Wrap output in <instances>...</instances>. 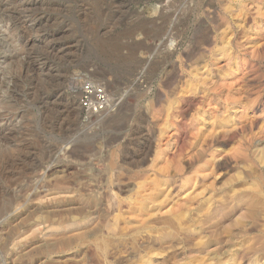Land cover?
<instances>
[{
	"label": "rangeland",
	"instance_id": "1",
	"mask_svg": "<svg viewBox=\"0 0 264 264\" xmlns=\"http://www.w3.org/2000/svg\"><path fill=\"white\" fill-rule=\"evenodd\" d=\"M77 72L106 85L112 113L86 118L70 85ZM260 155L264 0H0V264H234L255 239L264 264V197L250 211L240 192L256 170L264 179ZM139 172H156L144 180L151 199L135 193ZM130 202L155 246L115 255L119 231L133 246Z\"/></svg>",
	"mask_w": 264,
	"mask_h": 264
},
{
	"label": "bare ground",
	"instance_id": "2",
	"mask_svg": "<svg viewBox=\"0 0 264 264\" xmlns=\"http://www.w3.org/2000/svg\"><path fill=\"white\" fill-rule=\"evenodd\" d=\"M244 18H245V17H244ZM245 21H247V20H245ZM245 21H244V24L246 25L247 23H246ZM227 24H229V23H226V25H227ZM242 24H243V22H242ZM227 26H228V25H227ZM231 27H232V26H231ZM237 27H238V26H237ZM239 27H240V25H239ZM244 27H245V26H244ZM240 28H241V27H240ZM229 29H230V27H229ZM242 29H243V28H242ZM226 31H227V30H226ZM242 31H244V30H242ZM209 34H210V33H209ZM206 35H207V34H206ZM214 39H215V38H214ZM214 41H215V40H214ZM229 43H230V42H229ZM208 44H209V43H208ZM208 44H207V45H208ZM205 67H206V66H204V68H205ZM205 69H206V68H205ZM195 70H196V69H195ZM196 72H197V71H196ZM198 72H199V69H198ZM192 73H193V72H192ZM199 73H200V72H199ZM195 74H196V76L198 77V74H197V73H195ZM193 76H194V75H193ZM198 78H199V77H198ZM198 80H199V79H198ZM187 84L189 85V83H187ZM192 84H193V82H192ZM186 87H187V86H186ZM182 91H183V90H182ZM183 92H184V91H183ZM167 112H168V111H167ZM167 114H168V113H167ZM97 120H99V119H97ZM256 153H257V152H256ZM256 153H255V154H256ZM261 153H262V152H261ZM261 153H260V154H261ZM257 156H258V155H257ZM257 156H255V157H257ZM262 156H263V155H262ZM259 157H260L259 159L262 160V162H263V161H264V158L261 157V155H260ZM261 158H263V159H261ZM131 159H132V158H131ZM259 159H258V160H259ZM139 160H140V159H139ZM139 160H138V161H139ZM260 160H259V161H260ZM132 161H133V160H132ZM135 161H136V160H135ZM141 161H142V160H141ZM137 163H138V162H137ZM128 164H129V163H128ZM133 164H134V163H133ZM259 164H260V162H259ZM261 164H263V163H261ZM261 164H260V165H261ZM130 165H131V164H130ZM135 165H136V164H135ZM122 167H123V166H122ZM131 167H132V166H131ZM248 167H249V166H248ZM254 168H255V167H254ZM254 168H253V169H254ZM120 169H121V168H120ZM123 169H124V168H123ZM135 169H136V168H135ZM248 169H250V168H248ZM251 169H252V166H251ZM256 169H257V168H256ZM256 169H255V170H256ZM124 170H125V169H124ZM152 170H153V169H152ZM154 170H155V169H154ZM255 170H254V171H255ZM117 171H119V170H117ZM143 171H144V170H143ZM252 171H253V170H251V172H250V171H249V172L252 173ZM119 172H120V171H119ZM129 172H130V171H129ZM136 172H137V171H136ZM256 172H257V170H256ZM256 172H255V173H256ZM123 173H124V172H123ZM139 173H140V172H139ZM139 173H138V175L136 174L137 176H139V178H138V179H139V180H138L139 183H138V181L135 180V181L138 183L137 185L134 186V187H137V189H136L137 192H135V193L138 194V193L141 191V192H140L141 194H145L144 192L146 191V195L149 196V192H150V195L152 196V192H151V191H155V188H154L153 190L151 189V191H149L148 193H147V190L144 191V183H145L144 180L146 181V185H145V187H146V186H147V182L149 183L150 180H151L152 182L154 181L153 178H154L156 172L154 173V176H153V178H152L153 180L151 179V177H149L148 179L145 178V176H144V172H142V173H140V174H139ZM146 173H147V172H146ZM151 173H152V172H151ZM167 173H168V172H167ZM247 173H248V172H247ZM250 173H248V174H250ZM255 173H253L255 179H252V184H250V183H251V182H250V183L245 184L244 187H243V185H240L241 187L239 186L240 188H243V189H240V190H241V191H240V192H241V196H243V198H242V197H241V198H242V199L245 198L244 201H243L244 203L242 202V203H243V206H244V205H245V206H248V207L250 206V205H249V204H251L250 201H251V200L254 201V199H251V197L256 198V200L259 199V198L264 197V195H263V194H264V189H263V188H264V179H263V180L261 179L262 181H260L259 178H258L259 181L256 180V177L260 176V174H257V173H258V172H257V173H256L257 175H256ZM260 173H261V172H260ZM127 174H128V173H127ZM157 174H158V173H157ZM157 174H156V175H157ZM244 174H245V173H244ZM129 175H130V173H129ZM132 175H133V173H132ZM148 175H149V174H148ZM148 175H147V176H148ZM158 175H159V174H158ZM261 175H262V174H261ZM119 176H120V175H119ZM121 176H122V175H121ZM121 176H120V177H121ZM149 176H150V175H149ZM242 176H243V174H242ZM244 176H245V175H244ZM244 176H243V178H244ZM247 176H248V175H247ZM247 176H245L244 179H246ZM250 176H251V175H250ZM250 176H248V177H250ZM255 176H256V177H255ZM117 177H118V176H117ZM127 177H128V176H127ZM156 177H157V176H156ZM156 177H155V178H156ZM248 177H247V181H248ZM251 177H252V176H251ZM262 177H263V176H262ZM128 178H129V177H128ZM131 178H132V177H131ZM133 178L135 179V177H133ZM167 178H168V177H167ZM243 178H242V180H243ZM260 178H261V176H260ZM263 178H264V177H263ZM122 179H123V178H122ZM125 179H126V176H125ZM125 179H124V180H125ZM129 179H130V178H129ZM129 179H127V180L129 181ZM136 179H137V178H136ZM240 179H241V178H240ZM253 180L258 181V183H256V181H253ZM131 181H132V180H131ZM131 181H130V182H131ZM151 181H150V182H151ZM239 181H240V180H239ZM245 181H246V180H244V182H245ZM250 181H251V180H250ZM126 182H127V181H126ZM152 182H151V183H152ZM155 182H156V181H155ZM253 182H254V183H253ZM113 183H114V182H113ZM116 183H117V182H116ZM118 183H119V182H118ZM160 183H161V182H160ZM241 183H242V181H241ZM127 184H128V183H127ZM149 184H150V183H149ZM242 184H244V183H242ZM109 185H110V184H109ZM236 185H237V184H236ZM124 186H125V184H124ZM159 186H160V185H159ZM159 186H158V187H159ZM227 186H228V185H227ZM229 186H230V185H229ZM119 187H120V186H119ZM127 187H128V186H127ZM132 187H133V186H132ZM152 187H154V186H152ZM152 187H150V188H152ZM158 187H157V188H158ZM161 187H162V185H161ZM168 187H169V186H168ZM108 188H109V187H108ZM150 188H149V189H150ZM157 188H156V189H157ZM230 188H231L232 191H233L234 188H232V187H230ZM106 189H107V188H106ZM109 189H110V188H109ZM109 189H108V190H109ZM125 189H126V188H125ZM145 189H146V188H145ZM147 189H148V187H147ZM162 189H163V188H162ZM231 189H229V191H230ZM108 190H107V191H108ZM119 190H124V187L121 188V189H119ZM130 190H131V189H130ZM169 190H170V189H169ZM227 190H228V188H227ZM124 191H125V190H124ZM138 191H139V192H138ZM159 191H160V190H159ZM214 191H216V190H214ZM234 191H236V188H235ZM238 191H239V188H238ZM238 191H236L237 194H238ZM109 192H110V191H109ZM130 192H131V191H130ZM169 192H171V191H168L167 193H169ZM225 192H226V191H225ZM105 193H106V192H105ZM111 193H112V192H111ZM114 193H115V192H114ZM116 193H117V192H116ZM126 193H127V192H126ZM131 193H134V191L131 192ZM131 193H130V194H131ZM140 193H139V194H140ZM153 193H156V192H153ZM159 193H160V192H159ZM171 193H172V192H171ZM171 193H170V194H171ZM223 193H224V192H223ZM223 193H222V194H223ZM230 193L232 194V192H230ZM230 193H229V194H230ZM103 194H104V193H103ZM160 194H161V193H160ZM220 194H221V193H220ZM231 194L228 196V195H227V192H226V195H227V197H229V198H231V197H230ZM234 194H236V193H234ZM237 194H236V195H237ZM112 195H113L114 198H116V199L119 197V196L117 197L115 194H112ZM117 195H118V194H117ZM119 195H120V194H119ZM122 195H123V194H122ZM146 195H145V196H146ZM157 195H158V194H157ZM218 195H219V194H218ZM218 195H217V196H218ZM102 196H103V195H102ZM108 196H109V195H108ZM115 196H116V197H115ZM135 196H136V195H135ZM138 196H139V195H138ZM138 196H137V197H138ZM148 196H146L145 200H149V199H147ZM165 196H166V194H165ZM221 196H222V195H221ZM223 196H224V195H223ZM133 197H134V196H133ZM140 197H141V196H140ZM140 197H139V198H140ZM166 197L168 198V195H167ZM169 197H171V196L169 195ZM209 197H210V196H209ZM225 197H226V196H225ZM225 197H224V198H225ZM232 197H233V196H232ZM109 198H110V196H109ZM111 198H112V197H111ZM120 198H121V197H120ZM120 198H118V199H120ZM128 198H129V197H128ZM130 198H132V195L130 196ZM134 198H136V197H134ZM139 198L137 199V201L140 200ZM142 198H143V199H142ZM142 198H141V200L143 201V200H144V195H143ZM148 198H150V196H149ZM167 198H165V200H166ZM171 198H172V197H171ZM213 198H214V197H213ZM215 198H216V196H215ZM215 198H214V199H215ZM218 198L220 199V197H218ZM224 198H223V199H224ZM239 198H240V197H239ZM98 199H99V198H98ZM112 199H113V198H112ZM150 199H151V198H150ZM161 199H162V198H161ZM163 199H164V198H163ZM169 199H170V198H169ZM169 199H168V200H169ZM208 199H209V198H208ZM208 199H207V200H208ZM214 199H213V201H214ZM219 199H218V200H219ZM235 199L237 200V198H235ZM110 200H111V199H110ZM113 200H115V199H113ZM145 200H144V201H145ZM152 200H153V199H152ZM204 200H205V199H204ZM207 200H206V201H207ZM211 200H212V198H211ZM218 200H217V201H218ZM226 200H227V199H226ZM226 200L224 199L223 202L226 203V202H225ZM259 200H260V199H259ZM261 200L263 201V198H262ZM261 200H260V201H261ZM106 201H107V200H106ZM123 201H125V199H123ZM123 201L121 202L120 200H117L116 204H115V202H114L113 204H115V206H117L118 209H123V206H124V207L126 206V205H123V203L126 204V203L123 202ZM126 201H127V200H126ZM135 201H136V199H135ZM144 201H143V203H141V204L138 203V204H139L138 207H139L140 205H142V204L145 205ZM154 201H155V200H154ZM170 201H171V199H170ZM237 201H238V200H237ZM262 201H261V202H262ZM128 202H129V199H128ZM139 202H140V201H139ZM152 202H153V201H152ZM160 202H161V203H164V201L162 202V201L160 200L159 202L157 201V204L160 203ZM168 202H169V201H168ZM172 202H173V200L171 201V203H172ZM190 202H192V201L189 199V202H188V203H190ZM209 202H210V201H209ZM219 202H220V201L217 202V203H218V207H220V206H219V205H220ZM221 202H222V199H221ZM239 202H240V201H239ZM108 203H109V199H108ZM108 203H107V204H108ZM130 203L132 204L131 206H133V205L135 206V205H136V204H135L136 202H134V204H133L132 202H130ZM130 203H129V204H130ZM154 203H155V202H154ZM165 203H166V202H165ZM165 203H164V204H165ZM185 203L187 204V202H185ZM197 203H198V202H197ZM201 203H202V202L200 201V203H198V204H200V206H201V205H202ZM236 203H237V202H236ZM242 203H241V206H242ZM109 204H110V203H109ZM186 204H184V207H187L188 209H186V211H188V210H189V207H188V206H185ZM195 204H196V203H195ZM198 204H197V205H198ZM215 204H216V201H215ZM231 204H232V203H231ZM255 204H256V203H255ZM259 204H260V203H259ZM259 204L257 203L256 206H258ZM148 205H149V204H148ZM155 205H156V204H155ZM160 205H161V204H160ZM162 205H163V204H162ZM168 205H169V203H168ZM180 205H181V204H180ZM188 205H189V204H188ZM191 205H192V204H191ZM191 205H189V206H191ZM225 205H226V204H225ZM253 205H254V204H253ZM129 206H130V205L127 206L128 209H129ZM131 206H130V207H131ZM134 206H133V207H134ZM149 206H151V205H149ZM153 206H154V205H153ZM163 206H164V205H163ZM166 206H167V205H166ZM177 206H178V205H177ZM177 206H176V208H178L179 211H180V208H179V207H181V206H183V205H181V206H179V207H177ZM194 206L196 207V210H197V209L199 210V208H197L196 205H194ZM200 206H199V207H200ZM243 206H242V207H243ZM133 207H131V208L133 209ZM140 207H142V206H140ZM140 207H139V208H140ZM145 207H146V206H145ZM154 207H155V206H154ZM159 207H160V206H159ZM161 207H162V206H161ZM192 207H193V206H192ZM203 207H204V206H203ZM205 207H206V205H205ZM215 207H216V205H215ZM263 207H264V205H263ZM108 208L110 209V206H108ZM108 208H106V209H108ZM127 208H126V209H127ZM135 208H136V207H134V210H133L134 213L131 214L132 217L129 215V219H132V218H133V221L136 222V223H134V224H136V225L139 224V225H138V228L136 227V225H135V227H134V228H136L137 230H135V229L132 230L131 228H133V227L130 228L129 225H128V226L126 225L127 228L129 227V228L134 232V233H131V234H132V237H133V238H132L133 240H132L131 238H129V239H131V240L133 241V246H131V245H132L131 243H129V244H131V245H130V248L127 247V246H129V244H128V245L126 244L127 246H125V243H123V242H125L127 239H126L125 241H123V239H124V237H127V233H125L126 231H119L120 234H121V232H123L122 234H125V235H121V237L117 238V239L115 240V245H114L113 242L111 241L112 244H113V245H112V246H113V249H111V250L113 251V253H115V255L118 254V252L122 254V252L125 251V250H126L127 252H129L128 249H131V250H132V249H135V248L137 249V248H138V247H137L138 245H139V247H141V248H144V247L147 248V247L151 244V246L148 247L149 249L154 248V246H155V245H153V247H152V242H153V239L155 238L156 235H155L154 238H153V237H152L153 235L150 236L151 234L148 232V230H146L147 232H145V233L143 234L144 226L146 225V222H147V221H146V222L144 221V220H146V218H143V217H146V216H144V215L142 216V214L140 215V214H139V211H137L138 213H137V212L135 213ZM139 208H137L136 210H138ZM143 208H144V206H143ZM143 208L140 209V210H144V209H146V208H144V209H143ZM176 208L174 207V208H171V209H172V210H173V209L175 210ZM193 208H194V207H193ZM209 208H210V207H209ZM211 208H212V207H211ZM223 208H224V206H223ZM231 208H232V207H230V209H231ZM249 208L251 209V208H252V205H251V207H249ZM254 208H255V207H254ZM256 208H257V207H256ZM111 209H112V208H111ZM115 209H116V207H115ZM118 209H117V210H118ZM128 209H127V211H128ZM132 209H131V212H132ZM154 209H155V208H154ZM159 209H160V208H159ZM163 209H164V208H163ZM165 209H166V208H165ZM165 209L163 210L164 213H162V215L165 214V215H164V218H165V216H166V221H163V222L166 224V226H167V224H170V223H173V222L175 223V220H172V219H176V220L178 221V223H179V219H177V216L179 215V211L177 212L178 214L175 215V214H176V210H175V211L173 210V212H174L173 214L175 215L176 218H174V217L171 218L170 213H172V212H170V211H172V210L169 208V209H168V210H169V214H168V213L166 214L165 212H166L167 210L165 211ZM178 209H177V210H178ZM205 209H206V208H204V210H205ZM207 209H208V208H207ZM207 209H206V211H204V212H207ZM212 209H213V208H212ZM217 209H218V208H217ZM225 209H226V208H225ZM257 209H258V208H257ZM124 210H125V208H124ZM129 210H130V209H129ZM148 210H149V209H148ZM151 210H152V209H151ZM160 210H161V209H160ZM160 210H159V211H160ZM190 210H191V209H190ZM193 210H194V209H193ZM200 210H201V208H200ZM215 210H216V208L214 209V211H215ZM228 210H229V209H228ZM252 210H253V208H252L250 211H252ZM106 211H107V210H106ZM111 211H112V210H111ZM120 211H121V210H119L118 212H120ZM145 211H146V210H145ZM159 211H158V212H159ZM181 211H182V210H181ZM211 211H212V210H211ZM211 211H210V212H211ZM220 211H221V210H220ZM115 212H117V211L115 210ZM121 212H125V211L122 210ZM140 212H141V211H140ZM146 212H147V211H146ZM146 212H145V213H146ZM149 212H150V211H149ZM153 212H154V213L157 212V209H155V211H153ZM160 212H162V211H160ZM160 212H159V213H160ZM182 212H183V211H182ZM188 212H189V211H188ZM188 212H187V213H188ZM190 212H191V211H190ZM198 212H199V211H198ZM198 212H197V213H198ZM215 212H216V211H215ZM218 212H219V211H218ZM258 212H259V211H258ZM145 213H143V214H145ZM154 213H153V214H154ZM191 213H192V212H191ZM193 213H194V215H195V212H193ZM197 213H196V214H197ZM207 213H208V212H207ZM227 213H229V212H227ZM253 213H254V212H253ZM253 213H252L251 215H253V216L256 215V216H257V214H255V213L253 214ZM119 214H120V213H119ZM125 214H128V212L125 213ZM125 214H124V215H125ZM153 214H152V215H153ZM180 214H181V223H182L183 220H184V219L182 218V217H184V216H182V215H183L184 213H180ZM199 214H200V213H199ZM201 214H202V213H201ZM205 214H206V213H205ZM211 214H212V213H211ZM111 215H112V214H111ZM117 215H118V214H117ZM147 215H148V214H147ZM160 215H161V213H160L158 216H160ZM162 215H161V216H162ZM168 215L170 216V218H171L172 221H169V220H170L169 218H168L169 220H167ZM171 215H172V214H171ZM174 215H173V216H174ZM186 215H187V214H186ZM189 215H191V214L189 213ZM192 215H193V214H192ZM207 215H208V214H207ZM213 215H215V214H213ZM224 215H225V213H224ZM101 216H102V215H101ZM106 216L108 217L109 215H106ZM121 216H122V217H125V216H123V214H122ZM202 216H204V215H201V216H199V217H202ZM209 216H210V215H209ZM209 216H208V217H209ZM225 216H227V215H225ZM253 216H252V217H253ZM256 216H255V217H256ZM263 216H264V215H263ZM110 217H111V216H110ZM112 217H113V216H112ZM119 217H120V216L118 215V217H116V219H118ZM122 217H121V219H122ZM130 217H131V218H130ZM154 217H155V216H154ZM156 217H157V216H156ZM188 217H189V216H188ZM191 217H192V216H191ZM194 217L196 218V215H195ZM194 217H192V218H194ZM197 217H198V214H197ZM206 217H207V216H206ZM208 217H207V218H208ZM223 217H224V216H223ZM255 217H254V218H255ZM90 218H91V216H90ZM105 218H106V217H105ZM113 218H114V217H113ZM127 218H128V215H127ZM148 218H150V217L147 216V219H148ZM157 218H158V217H157ZM164 218H163V220H165ZM178 218H180V216H178ZM217 218H218V217H217ZM87 219H88V218H87ZM119 219H120V218H119ZM119 219H118V220H119ZM150 219H151V218H150ZM158 219H159V218H158ZM160 219H161V218H160ZM182 219H183V220H182ZM185 219H186V218H185ZM190 219H191V218H190ZM204 219H206V218H204ZM208 219L210 220V217H209ZM214 219H216V218H214ZM256 219H259V217H257ZM125 220L128 221V219H125ZM156 220H157V219H156ZM156 220H155V221H156ZM191 220H192V219H191ZM191 220H189V222H190ZM194 220H195L194 223H195V222L198 223V221H199L198 218H197V219H194ZM209 220H208V221H209ZM211 220H212V219H211ZM86 221H87V220H86ZM106 221H108V220H106ZM122 221H123V219H122ZM127 221H126V223H127ZM129 221H130V220H129ZM149 221H150V220H149ZM155 221H154V222H155ZM157 221L159 222V220H157ZM161 221H162V219H161ZM161 221H160V222H161ZM168 221H169L170 223H169ZM186 221H187V219H186ZM201 221H203V220H201ZM201 221H200V222H201ZM206 221H207V220H206ZM208 221H207V224H208ZM212 221H213V220H212ZM215 221H216L215 224H217V222H219V221H217V220H215ZM80 222H81V221H80ZM97 222H99V221H97ZM116 222H117V221H116ZM120 222H121V221H120ZM144 222H145V225H144ZM184 222H185V220H184ZM184 222H183L182 224L180 223V224H181L180 229H184V228H181L182 225L184 224ZM204 222H205V221H204ZM204 222H202V223H204ZM123 223H125V222H123ZM128 223H129V222H128ZM128 223H127V224H128ZM130 223H131V221H130ZM155 223H156V222H155ZM174 223H173V224H174ZM191 223H192V221H191ZM194 223H193V224H194ZM202 223H201V224H202ZM211 223H212V222H210V224H211ZM213 223H214V221H213ZM213 223H212V224H213ZM78 224H79V223H78ZM95 224H96V223H95ZM98 224H99V223H98ZM104 224H105V223H104ZM107 224H109V223L107 222ZM112 224H113V223H112ZM132 224H133V223H132ZM134 224H133L132 226H134ZM141 224L144 225V226H142ZM152 224H153V223H152ZM157 224H158V223H157ZM165 224H164V226H165ZM173 224H172V225H173ZM185 224H186V223H185ZM187 224H189L188 221H187ZM193 224H192V226H193ZM204 224H205V223H204ZM109 225H110V224H109ZM122 225H123V224H122ZM148 225H149V224H148ZM150 225H151V224H150ZM115 226H116V225H115ZM118 226H119V225H118ZM124 226H125V225H124ZM146 226H147V225H146ZM152 226H153V225H152ZM155 226H156V225H155ZM162 226H163V225H162ZM183 226H184V225H183ZM188 226H189V225H188ZM214 226H215V225H214ZM77 227H78V226H77ZM93 227H94V226H93ZM113 227H114V226H113ZM113 227H112V230L114 229ZM120 227H121V226H120ZM178 227H179V226H178ZM186 227H187V225H186ZM105 228H107V227H105ZM116 228H118V227H116ZM123 228H124V227H123ZM127 228H126L125 230H127ZM129 228H128V229H129ZM147 228H148V227H147ZM192 228H193V227H192ZM74 229H75V228H74ZM119 229H120V228H118V230H119ZM169 229H170V228H169ZM92 230H93V228L91 229V231H92ZM95 230H96V229H95ZM102 230H103V229H102ZM102 230H101V231H102ZM105 230H106V229H105ZM108 230H109V229H108ZM110 230H111V229H110ZM115 230H117V229H115ZM121 230H122V229H121ZM123 230H124V229H123ZM134 230H135V231H134ZM156 230H157V229H156ZM190 230H191V229H190ZM82 231L84 232V231H87V230H82ZM128 231H129V230H128ZM128 231H127V232H128ZM132 231H130V232H132ZM144 231H145V230H144ZM150 231H152V230H150ZM183 231H184V230H183ZM104 232H105V231H104ZM114 232H117V231H114ZM130 232H129V233H130ZM79 233H80V232H79ZM79 233H78V234H79ZM86 233H87V232H86ZM92 233H93V232H92ZM96 233H98V232H96ZM146 233H149V234L146 235ZM151 233L154 234L153 232H151ZM82 234H83V233H82ZM82 234H81V235H82ZM107 234H108V233H107ZM131 234H129V235H131ZM196 234H197V233H196ZM96 235H98V234H96ZM115 235H116V234H115ZM159 235H160V234H159ZM159 235H158V236H159ZM192 235H193V234H192ZM260 235H261V237L263 236L262 239H264V235H262L261 233H260ZM260 235H259V237H260ZM72 236H73V235H72ZM72 236H71V237H72ZM119 236H120V235H119ZM85 237H86V235H85ZM85 237H84V238H85ZM94 237H95V236H94ZM97 237H98V236H97ZM101 237H102V236H101ZM113 237H114V236H113ZM117 237H118V235H117ZM128 237H129V236H128ZM128 237H127V238H128ZM156 237H157V236H156ZM193 237H194V236H193ZM78 238H79V237H78ZM82 238H83V236H82ZM186 238H187V237H186ZM69 239H70V238H69ZM71 239H72V238H71ZM80 239H81V237H80ZM94 239H95V238H94ZM104 239H105V238H104ZM104 239H103V240H104ZM110 239H111V238H110ZM155 239H156V238H155ZM184 239H185V238H184ZM188 239H189V237H188ZM248 239H249V238H248ZM250 239H251V238H250ZM260 239H261V238H260ZM74 240H75V239H74ZM86 240H87V239H86ZM92 240H93V239H92ZM105 240H106V241H109V240H107V239H105ZM105 240H104V241H105ZM237 240H238V239H237ZM246 240H247V239H246ZM255 240H256V239H255ZM255 240H254V241H255ZM104 241H103V242H104ZM128 241H129V240H128ZM128 241H127V242H128ZM132 241H129V242H132ZM185 241H186V240H185ZM254 241H252V243H254V244L256 245L257 243H255ZM256 241H257V240H256ZM258 241H259V240H258ZM73 242H74V241H73ZM76 242H77V241H76ZM84 242H85V241H84ZM91 242H92V241H91ZM98 242H99V241H98ZM100 242H101V241H100ZM154 242H155V240H154ZM242 242H243V241H242ZM244 242H245V241H244ZM259 242H260V241H259ZM105 243H107V244H105V245L108 246V249H110V248L112 247V246H111V243H110V246H111L110 248H109V242H105ZM158 243H159V242H158ZM180 243H181V241L178 243V245H179ZM193 243H194V242H193ZM237 243H238V242H237ZM237 243H236V244H237ZM240 243H241V242H240ZM247 243H248V241H247ZM252 243H251V241L249 242V244H252ZM67 244L69 245V243H67ZM82 244H83V243H82ZM88 244H89V243H88ZM102 244H103V243H102ZM102 244H100V245H102ZM153 244H156V243H153ZM185 244H186V242H185ZM254 244H253V246L251 245L250 247H247V248H245V247L243 246V247H244V250H243V247L240 248V249L243 250V252L241 251V253L243 254V256H242V258H241V257H240V258H241L243 261H244V260H248V261H250V264H256V259H257V252H258V250L256 249L257 247H254ZM261 244H262V243H260V245H261ZM68 245H67V246H68ZM105 245L103 244L102 246H105ZM135 245H136V247H135ZM171 245H172V244H171ZM183 245H184V244H183ZM243 245H244V243H243ZM260 245H259V246H260ZM65 246H66V244H65ZM70 246H71V245H70ZM70 246H69V247H70ZM84 246H85V245H84ZM89 246H90V245H89ZM89 246H88V247H89ZM98 246H99V244H98ZM107 246H105V247H106V248H105L106 250H108V249H107ZM179 246H180V245H179ZM179 246H178V247H179ZM181 246H182V245H181ZM187 246H188V245H187ZM259 246H258V247H259ZM93 247H94V246H93ZM150 247H151V248H150ZM173 247H174V245H173ZM190 247H191V246H190ZM190 247H189V248H190ZM262 247H263V248H262V250H263V249H264V245H262ZM66 248H68V247H66ZM184 248H185V246H184ZM235 248H236V246H235ZM237 248H238V247H237ZM259 248H261V247H259ZM68 249H69V248H68ZM92 249H93V248H92ZM103 249H104V247H103ZM103 249H101V251H102ZM149 249H148V250H149ZM174 249H175V247H174ZM84 250H85V249H84ZM89 250H90V248H89ZM122 250H123V251H122ZM148 250H147V253L150 254L151 251L149 252ZM154 250H155V249H152V251H153L152 253H154ZM171 250H173V249H171ZM182 250H183V249H182ZM256 250H257V251H256ZM260 250H261V249H260ZM262 250H261V251H262ZM87 251H88V250H87ZM101 251H100V252H101ZM108 251H109V250H108ZM108 251H107V254H108V255L110 254L109 256H111V252L109 251L110 253H108ZM126 251H125V252H126ZM134 251H135V250H133V252H134ZM138 251H140L139 248H138ZM138 251H137V252H138ZM155 251H156V250H155ZM234 251H235V250H234ZM238 251H239V250H238ZM261 251H260V253H261ZM65 252H66V251H65ZM96 252H97V251H96ZM102 252H104V251H102ZM102 252H101V254H102ZM127 252H126V253H127ZM137 252H134V253H137ZM141 252H142V250H141ZM232 252H233V251L231 250L230 253L232 254ZM262 252H263V251H262ZM126 253H125V254H126ZM143 253H144V252H142V255H143ZM145 253H146V252H145ZM152 253H151V255H152ZM155 253H157V252H155ZM241 253H240V254H241ZM121 254H120V255H121ZM128 254H129V253H128ZM137 254H138V253H137ZM149 254H147V256H148ZM235 254H236V253H235ZM238 254H239V253H238ZM263 254H264V253H262V256H264ZM98 255H99V254H98ZM115 255L113 254L111 257H113V256H115ZM126 255H127V254H126ZM134 255H135V254H134ZM134 255H132V256H134ZM142 255H141V256H142ZM144 255H145V254H144ZM153 255H154V254H153ZM258 255H259V254H258ZM103 256H104V254H103ZM105 256H106V253H105ZM117 256H118V255H117ZM122 256H124V255H122ZM127 256L129 257V255H127ZM135 256H137V255H135ZM135 256H134V257H135ZM138 256H139V255H138ZM149 256H150V255H149ZM228 256H231V255H228ZM236 256H237V255H236ZM239 256H240V255H239ZM239 256H237V257H239ZM101 257H102V256H101ZM115 257H116V256H115ZM142 257H143V256H142ZM152 257H153V256H152ZM152 257H151V258H152ZM232 257H233V254H232ZM118 258H119V257H118ZM139 258H140V257H139ZM145 258H146V257L144 256L143 259H145ZM151 258H147V259H151ZM219 258H220V257H219ZM219 258H218V259H219ZM234 258H235V256H234ZM104 259H105V258H104ZM108 259H109V258H108ZM115 259H117V257H116ZM125 259H126V258H125ZM140 259H141V258H140ZM221 259H222V258H220V260H221ZM225 259H226V258H225ZM225 259H224V260H225ZM109 260H110V259H109ZM109 260H108V261H109ZM153 260H154V258H153ZM224 260H223V261H218L219 264H227V263H231V262H227V260H226V261H224ZM242 260H239V262L242 261ZM104 261H105V260H104ZM114 261H115V260H114ZM142 261H143V260H141V262H142ZM151 261H152V260H148V261H146V262L143 261V263H144V264H153V262H151ZM232 261H233V260H232ZM237 261H238V260H237ZM237 261H235V262H237ZM243 261H242V262H243ZM248 261H246V262H247L246 264H248ZM257 261H258V259H257ZM141 262H140V263H141ZM218 262H217V263H218ZM235 262H234V264H235ZM239 262H237L236 264H242L241 262H240V263H239ZM263 262H264V261H263ZM107 263H108V262H107ZM137 263H138V262H137ZM143 263H142V264H143ZM215 263H216V262H215ZM217 263H216V264H217ZM257 263H258V262H257ZM154 264H155V263H154ZM232 264H233V262H232Z\"/></svg>",
	"mask_w": 264,
	"mask_h": 264
},
{
	"label": "built area",
	"instance_id": "3",
	"mask_svg": "<svg viewBox=\"0 0 264 264\" xmlns=\"http://www.w3.org/2000/svg\"><path fill=\"white\" fill-rule=\"evenodd\" d=\"M70 85L86 118H101L114 111L111 93L105 84L92 78L91 72L75 73Z\"/></svg>",
	"mask_w": 264,
	"mask_h": 264
}]
</instances>
